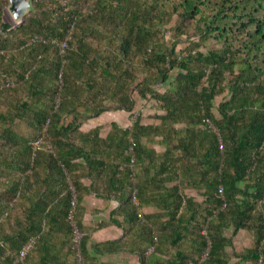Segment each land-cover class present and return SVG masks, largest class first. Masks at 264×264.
Wrapping results in <instances>:
<instances>
[{
    "label": "trees",
    "instance_id": "1",
    "mask_svg": "<svg viewBox=\"0 0 264 264\" xmlns=\"http://www.w3.org/2000/svg\"><path fill=\"white\" fill-rule=\"evenodd\" d=\"M5 3L0 264H75L72 221L84 264H264V0ZM91 193L123 233L89 246Z\"/></svg>",
    "mask_w": 264,
    "mask_h": 264
},
{
    "label": "crops",
    "instance_id": "2",
    "mask_svg": "<svg viewBox=\"0 0 264 264\" xmlns=\"http://www.w3.org/2000/svg\"><path fill=\"white\" fill-rule=\"evenodd\" d=\"M112 114L116 116V113ZM126 114L127 113L122 111L118 112V115L124 116ZM83 204L86 207L84 217L88 222H91L90 235L87 241L89 246H91V244L93 243L100 242L106 239H117L122 235L123 229L112 221L114 210L120 204L117 199H102L99 198L95 193H91L83 198ZM142 210L144 212H151L153 208L150 206H144ZM251 242V235L245 230H239L235 234L233 240L234 247L237 250H239L241 247L250 246ZM95 256L98 257V259L94 262V264L140 263V257L136 253L127 250L103 254L96 253ZM228 264L251 263L239 261L237 257H231Z\"/></svg>",
    "mask_w": 264,
    "mask_h": 264
},
{
    "label": "built area",
    "instance_id": "3",
    "mask_svg": "<svg viewBox=\"0 0 264 264\" xmlns=\"http://www.w3.org/2000/svg\"><path fill=\"white\" fill-rule=\"evenodd\" d=\"M64 44L65 42L62 43V45ZM69 219H71L72 221L73 219L72 214H69ZM72 227H73L72 247L74 248L75 253H76V263L75 264H84L85 262L84 254L81 250V239L83 236V232L76 227L73 221H72ZM33 244H34V239L33 238L29 239L19 250L18 259H22L26 255V253L33 247ZM210 247H211V241L207 239L205 247L203 248L201 257L197 264H202L203 260H205V258L209 256ZM151 250H152V247H149L148 251H151Z\"/></svg>",
    "mask_w": 264,
    "mask_h": 264
},
{
    "label": "water",
    "instance_id": "4",
    "mask_svg": "<svg viewBox=\"0 0 264 264\" xmlns=\"http://www.w3.org/2000/svg\"><path fill=\"white\" fill-rule=\"evenodd\" d=\"M7 7L16 24H19L23 16L34 8L33 0H8Z\"/></svg>",
    "mask_w": 264,
    "mask_h": 264
},
{
    "label": "rangeland",
    "instance_id": "5",
    "mask_svg": "<svg viewBox=\"0 0 264 264\" xmlns=\"http://www.w3.org/2000/svg\"><path fill=\"white\" fill-rule=\"evenodd\" d=\"M7 4L8 3H5V4H2V6H1V9H2V18H3V20L5 22H8L11 25H16V23L13 21V19L11 17V14L8 11ZM145 109H146L147 112H150V110H151L150 109V104H148L147 106H145ZM102 116H104V114ZM106 119H107V117H104L103 120H106Z\"/></svg>",
    "mask_w": 264,
    "mask_h": 264
}]
</instances>
